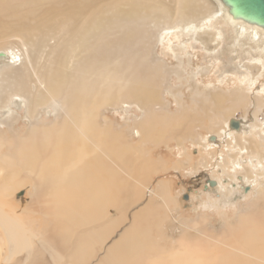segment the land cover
Here are the masks:
<instances>
[{"label": "bare ground", "instance_id": "6f19581e", "mask_svg": "<svg viewBox=\"0 0 264 264\" xmlns=\"http://www.w3.org/2000/svg\"><path fill=\"white\" fill-rule=\"evenodd\" d=\"M177 30L216 63L169 65ZM263 79L264 26L224 0H0V264H264ZM198 165L249 199L183 213Z\"/></svg>", "mask_w": 264, "mask_h": 264}, {"label": "rangeland", "instance_id": "374dc122", "mask_svg": "<svg viewBox=\"0 0 264 264\" xmlns=\"http://www.w3.org/2000/svg\"><path fill=\"white\" fill-rule=\"evenodd\" d=\"M213 26L215 27V29H217L214 24H213ZM218 30L223 33V35L221 34L220 37L216 36V39L220 41L219 48H220V50H223L227 45V37L225 35H227L228 32L224 28H222V29L220 28ZM225 32H226V34H224ZM180 34L182 36H179ZM194 34H196V32H194V31H192L191 33L184 32V34H183V31H180V30H177L175 32H171L169 34V36L166 37L167 39L165 38L166 40L165 39L163 40V41H165L164 43L167 42L169 44L168 45L166 43L168 45V47L164 46L166 44L159 46V48H158L159 53L162 56H164L165 58L167 57L166 59L168 61V64L174 67L177 64L176 63L177 61L174 59V57L172 55L171 48H174V46L176 44L180 45L181 43H183L182 47H183V49L187 50L186 53L193 56V61L191 62L192 63L191 68L193 70L195 69L194 67H197V66L203 67L207 64L210 65V64L216 63V61H217L216 57L213 56L212 54H209L208 52H206L204 50V48L201 46V44L197 40H195ZM184 35H187L189 39L183 37ZM180 37H183V38L181 39ZM174 40H176V41H174ZM219 59H220V64L218 65V71L216 69H213L212 71H209V69H208L209 72L207 71L209 74H211V77L213 78V81L215 83L217 82V81H215V79L219 78L222 75V73H226L229 76L236 75L235 73H236L237 69H235V68L241 66V64H238V65L235 64V62L232 60L230 54H228L227 52L219 53ZM242 60H245V58ZM170 61H172V62H170ZM189 72H190V69H189ZM188 74L182 75L181 81L183 83H188V81H189ZM200 77H201V79H204L203 76L200 75ZM263 80H260V82H263ZM229 82H230V80H229ZM262 104H263V110L261 111V113L258 114L259 119H261L262 115H264V101ZM18 111L23 112V109L18 108ZM239 115L240 114L239 113L237 114V112H236L232 116V119L233 120H235L236 118L238 119ZM229 125H230V122H229ZM235 125H236V123H235ZM222 145L223 144H221V147H222ZM193 149L195 151L196 147H194ZM229 170H231V168H229ZM210 171H211V168L204 169L203 167H200L198 165L197 171H195V172H192V171H191V173L185 172L184 174H182V176L175 175V174L170 176V181L172 183V186H171L172 192L175 196L178 197V199L180 201V209H182L183 213H184L183 209H185L187 211H192L190 209L191 206H196L198 211L206 212L208 214H211L212 211L214 212V214H216L217 209H219V208L225 209L229 213H231L235 209L236 203L239 200L247 201L249 199L250 195H244V194H245V190L247 189V191H248V189L250 187L249 188L244 187L242 189H237L234 186L228 187V185H227V187H226L227 192H224V193L219 192L220 189L218 190L216 188V183L212 182V185H211L210 182L206 181V178H203V174L205 172L208 173ZM225 184H227V183H225ZM18 193H19V195H18ZM18 193H17L18 197L21 198V196H22V198H26L25 201L22 202V206H25L26 202H28V200H27L28 195L25 194L26 190H21ZM220 198L224 199V203H219L217 201ZM15 199L18 200V198H16V197H15ZM214 201H215V203H212ZM231 201H232V203H231ZM214 207L217 209H215ZM262 207H264V205ZM214 214L212 213V215H214Z\"/></svg>", "mask_w": 264, "mask_h": 264}, {"label": "water", "instance_id": "95a60500", "mask_svg": "<svg viewBox=\"0 0 264 264\" xmlns=\"http://www.w3.org/2000/svg\"><path fill=\"white\" fill-rule=\"evenodd\" d=\"M235 16L264 26V0H224ZM234 126L235 123H232ZM212 185V183H211Z\"/></svg>", "mask_w": 264, "mask_h": 264}]
</instances>
